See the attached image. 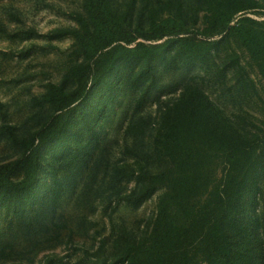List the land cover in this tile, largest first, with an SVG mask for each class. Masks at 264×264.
I'll list each match as a JSON object with an SVG mask.
<instances>
[{"label":"trees","instance_id":"1","mask_svg":"<svg viewBox=\"0 0 264 264\" xmlns=\"http://www.w3.org/2000/svg\"><path fill=\"white\" fill-rule=\"evenodd\" d=\"M193 1L143 0L137 9L138 0H127L124 8L113 0H85L84 13L74 14L76 26L51 34L70 36L74 43L73 62L62 82H50L44 93L32 98L34 106H49L50 115L24 134L11 125L3 127L21 154L0 163V195L27 198L43 168L41 146L54 142L62 154L68 152L73 109L120 62L159 60L168 69L201 63L202 81L254 109L229 113L200 85L184 86L163 113L153 139L154 152L167 166L157 171L127 167L137 182L125 195L133 207L163 191L147 237L138 239L125 230L116 237V264H264V241L252 209L264 162L258 123L264 122L263 5L258 0ZM234 44L247 52L263 81L261 87ZM213 50L220 52L219 61L210 58ZM4 106L0 101V114ZM148 124L141 118L131 122L127 132L143 135ZM51 184L55 205L64 188L55 170ZM105 246L102 240L97 253L86 251V258ZM63 259L51 255L44 264H63Z\"/></svg>","mask_w":264,"mask_h":264},{"label":"rangeland","instance_id":"2","mask_svg":"<svg viewBox=\"0 0 264 264\" xmlns=\"http://www.w3.org/2000/svg\"><path fill=\"white\" fill-rule=\"evenodd\" d=\"M126 1L113 0L120 8ZM258 1L264 13V0ZM142 2L138 0L137 9ZM84 5L85 0H0V101L5 105L0 114V163L21 154L4 125L24 134L50 115L49 106H34L32 98L44 93L50 82H62L73 62L74 43L70 36L53 38L51 34L57 28L76 26L74 14L84 13ZM234 46L261 87L263 81L247 52ZM220 55L216 50L209 54L217 61ZM204 75L201 63L168 69L159 60H136L120 62L106 80L91 88L72 111L68 152L62 154L54 142L45 143L40 149L43 168L30 195L11 199L0 195V264H44L51 255L63 257V264H116L115 239L121 231L138 239L147 237L163 189L133 207L125 195L137 182L127 167L157 171L167 166L154 152L153 139L163 113L184 86L200 85L229 113H254L247 103L232 101L221 87L202 81ZM145 91L148 96L137 108ZM141 118L149 121L146 133H128V125ZM258 123L264 138V122ZM52 170L64 182L55 205L50 192ZM252 209L264 241V162ZM102 240H106L105 249L86 258V251L97 253Z\"/></svg>","mask_w":264,"mask_h":264}]
</instances>
